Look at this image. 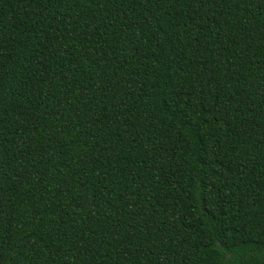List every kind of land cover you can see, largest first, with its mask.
Here are the masks:
<instances>
[{
	"label": "trees",
	"instance_id": "trees-1",
	"mask_svg": "<svg viewBox=\"0 0 264 264\" xmlns=\"http://www.w3.org/2000/svg\"><path fill=\"white\" fill-rule=\"evenodd\" d=\"M0 264H264V0H0Z\"/></svg>",
	"mask_w": 264,
	"mask_h": 264
}]
</instances>
